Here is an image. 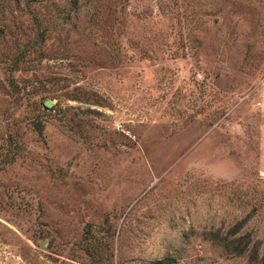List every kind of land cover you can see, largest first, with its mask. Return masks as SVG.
I'll list each match as a JSON object with an SVG mask.
<instances>
[{
	"label": "rangeland",
	"instance_id": "rangeland-1",
	"mask_svg": "<svg viewBox=\"0 0 264 264\" xmlns=\"http://www.w3.org/2000/svg\"><path fill=\"white\" fill-rule=\"evenodd\" d=\"M164 259L264 264V0H0V264Z\"/></svg>",
	"mask_w": 264,
	"mask_h": 264
},
{
	"label": "trees",
	"instance_id": "trees-1",
	"mask_svg": "<svg viewBox=\"0 0 264 264\" xmlns=\"http://www.w3.org/2000/svg\"><path fill=\"white\" fill-rule=\"evenodd\" d=\"M150 264H171V262L168 259H164V260L153 261Z\"/></svg>",
	"mask_w": 264,
	"mask_h": 264
},
{
	"label": "water",
	"instance_id": "water-1",
	"mask_svg": "<svg viewBox=\"0 0 264 264\" xmlns=\"http://www.w3.org/2000/svg\"><path fill=\"white\" fill-rule=\"evenodd\" d=\"M46 106H49L48 104H46Z\"/></svg>",
	"mask_w": 264,
	"mask_h": 264
}]
</instances>
